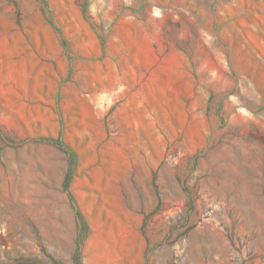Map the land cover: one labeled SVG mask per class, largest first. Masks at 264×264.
Segmentation results:
<instances>
[{
    "label": "rangeland",
    "instance_id": "obj_1",
    "mask_svg": "<svg viewBox=\"0 0 264 264\" xmlns=\"http://www.w3.org/2000/svg\"><path fill=\"white\" fill-rule=\"evenodd\" d=\"M78 244L264 264V0H0V264Z\"/></svg>",
    "mask_w": 264,
    "mask_h": 264
},
{
    "label": "trees",
    "instance_id": "obj_2",
    "mask_svg": "<svg viewBox=\"0 0 264 264\" xmlns=\"http://www.w3.org/2000/svg\"><path fill=\"white\" fill-rule=\"evenodd\" d=\"M68 183H69V174H67L66 177H65V187L66 188L68 186ZM76 218H77L79 223H82L81 215L77 211H76ZM77 255H78V264H82L81 260H80V245L79 244H78V247H77Z\"/></svg>",
    "mask_w": 264,
    "mask_h": 264
}]
</instances>
